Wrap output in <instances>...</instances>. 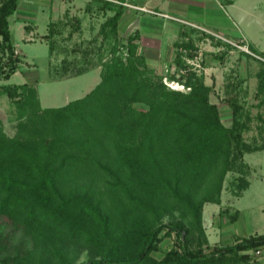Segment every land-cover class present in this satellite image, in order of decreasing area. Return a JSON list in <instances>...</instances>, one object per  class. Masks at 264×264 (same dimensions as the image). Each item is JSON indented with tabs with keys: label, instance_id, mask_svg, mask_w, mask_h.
<instances>
[{
	"label": "trees",
	"instance_id": "obj_1",
	"mask_svg": "<svg viewBox=\"0 0 264 264\" xmlns=\"http://www.w3.org/2000/svg\"><path fill=\"white\" fill-rule=\"evenodd\" d=\"M107 5L114 12L101 24V40L92 39L93 55L85 52L80 64L51 63L54 80L99 66L100 80L84 96L43 108L35 84H0L17 111L12 135L0 115V264H54L47 252L56 264H72L55 245L59 240L87 251L88 259L78 264L251 262L250 251L264 243V234L206 250L202 226L204 204L221 202L225 173L237 159L241 168L245 165L242 132L248 110L231 98V125L223 124L218 106L209 100L211 87L187 62L197 55L188 34L173 43L171 73L150 71L133 37L123 43L117 38L123 7ZM16 7L17 0H0L4 80L21 63L8 20ZM51 36H45L49 53L56 42ZM248 49L252 54L247 56L262 65L255 73L262 93L264 55ZM163 77L190 89H171ZM93 183H103L104 189H92ZM248 184L241 174L238 196ZM105 189L112 203L103 202ZM175 212L182 222L162 221ZM174 231L178 245L154 257L162 237Z\"/></svg>",
	"mask_w": 264,
	"mask_h": 264
},
{
	"label": "rangeland",
	"instance_id": "obj_2",
	"mask_svg": "<svg viewBox=\"0 0 264 264\" xmlns=\"http://www.w3.org/2000/svg\"><path fill=\"white\" fill-rule=\"evenodd\" d=\"M221 1L224 3L222 8L233 16L238 28L247 34L245 44L264 55V0H234L233 6H227L225 0ZM11 25H13L11 32L18 43V50L27 55L26 61L30 67L33 66L32 63H36L39 69L40 82L37 95L41 107L62 106L70 100L80 98L100 80V73L94 68L69 78L49 79L51 70L50 66H47L49 62L48 42L40 39L31 42L20 40V33L12 22ZM68 30V27L64 28L54 42L56 57H53L52 62L56 64L62 63L63 60L71 62L78 59L81 61L85 58V52L90 56L95 51L96 45L91 36L85 39L73 35L69 37ZM37 31L39 35L47 33L44 22L38 24ZM223 40L215 36H209L208 40L204 38L198 40L195 37L198 57L196 58L197 55H195L193 59H187L190 66L194 67L199 75H203L204 83L211 87L209 100L218 106L224 125H231V108L228 103L231 98L235 97L245 110H248L249 115L247 128L242 132L244 153L241 159L245 165L241 168L239 159L233 163L235 166L223 177L220 192L221 204L214 206L213 203H206L202 212V226L208 240L206 250L217 245L231 244L235 241L234 238L264 234V104L259 105V102L264 99V92L258 93V80L255 75L262 65L247 56L250 54L247 51L248 47L242 42L232 45ZM21 67L27 68L28 64L23 61ZM21 81L20 76L13 74L8 80L0 79V84L12 85L19 84ZM14 105L5 93L0 92V115L4 130L10 135L15 132L16 125L17 111ZM241 174L249 184L238 196L240 188L237 184ZM93 185L91 188L94 190L104 189L103 183L96 185L93 183ZM88 186L90 187L87 183L86 187ZM94 193L97 197V192ZM102 199L103 202L112 203L106 189ZM208 207H214V209ZM232 216L235 218L233 223H231ZM171 219L177 223L182 222V217L178 212H175L172 218L162 217V221L165 222ZM225 227L228 231L236 232L233 239L225 240L226 234H223L226 232ZM178 240L175 231L163 236L158 249L153 251L152 255L161 258L166 251L178 245ZM59 244L72 264L88 259L87 251L80 245L68 243L65 240L55 242V245ZM44 256L56 264L54 257L48 252ZM252 258L247 264H264V254Z\"/></svg>",
	"mask_w": 264,
	"mask_h": 264
},
{
	"label": "crops",
	"instance_id": "obj_3",
	"mask_svg": "<svg viewBox=\"0 0 264 264\" xmlns=\"http://www.w3.org/2000/svg\"><path fill=\"white\" fill-rule=\"evenodd\" d=\"M225 2L227 6H233L235 1L225 0ZM107 3L123 7L117 23L118 40L123 43L128 36H132L137 45V53L144 57L146 66L155 73L166 75L174 70L172 62L176 49L173 43L182 33L188 34L193 39L204 33L205 40L216 34L221 37L219 39H224L223 41L229 44L242 42L246 45L247 34L238 28L233 16L222 8L224 3L221 0H17L16 10L8 17L9 29L11 32L12 22L20 33V40L27 42L37 39L48 42L45 36L49 33L52 35L49 39L56 41L67 27L69 37L73 35L85 39L91 36L93 39L97 36V41H100L101 24L114 12L113 6L109 10ZM41 22L45 23L47 33L39 35L37 29ZM11 36L14 49L21 59L14 73L22 79L19 84L32 83L38 90L40 79H38L37 64L32 63L33 66H29L26 61L27 55L18 50V43L12 32ZM54 51L53 49L49 53L47 66H50V70L51 63L56 64L52 62L53 57H56ZM23 61L28 64L27 68L21 67ZM92 68L100 73L99 66ZM213 204L216 206L221 202ZM208 208L214 209V207ZM225 229L226 232L223 233L226 234L225 240L233 239L236 232L228 231L226 227ZM234 240L236 241L235 238Z\"/></svg>",
	"mask_w": 264,
	"mask_h": 264
},
{
	"label": "built area",
	"instance_id": "obj_4",
	"mask_svg": "<svg viewBox=\"0 0 264 264\" xmlns=\"http://www.w3.org/2000/svg\"><path fill=\"white\" fill-rule=\"evenodd\" d=\"M214 36L217 38H221L216 34H214ZM247 51L248 53L252 54L248 49ZM15 53H17L16 50ZM187 62H189V60H187ZM163 82L171 89L180 90V91H188L190 89L189 87L185 86L183 83L178 82L177 80H169L167 77H163ZM250 253L252 257L264 254V243L257 246L255 249L251 250Z\"/></svg>",
	"mask_w": 264,
	"mask_h": 264
}]
</instances>
